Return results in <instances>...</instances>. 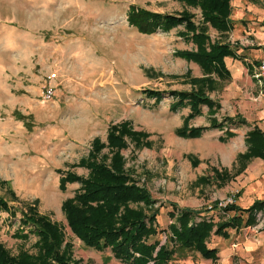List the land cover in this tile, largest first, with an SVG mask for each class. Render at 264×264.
Wrapping results in <instances>:
<instances>
[{
    "label": "rangeland",
    "instance_id": "374dc122",
    "mask_svg": "<svg viewBox=\"0 0 264 264\" xmlns=\"http://www.w3.org/2000/svg\"><path fill=\"white\" fill-rule=\"evenodd\" d=\"M255 2L231 1L232 29L220 33L202 21L199 8L179 0H0V198L14 211L9 216V210H0V244L13 256L20 251L37 253L36 236L28 228L21 231L19 224V212L33 206L60 229L59 250H68L69 264H118L108 250L87 248L71 234L61 205L73 198L80 184L58 186L62 173L86 178L88 161L110 168L115 154L126 182L144 189L154 202L148 214L157 212L155 222L161 232L155 239L160 244L165 240L162 232L167 234L172 222L167 214L179 211L174 203L187 207L182 209H207L200 217L217 221L220 215L208 210L215 201L229 198L245 209L253 200H264L261 177L253 180L252 191L246 189L247 178L240 172L222 185L212 179V170L234 172L233 165L227 168L219 162L224 149L210 146L219 133L205 132L208 129L200 138L175 135L189 109L170 111L173 99L165 93L200 90L219 104L212 118L223 126V118L239 115L244 89L233 90L231 80L218 83L214 76L209 83L198 82L204 77L201 68L176 52H195L189 36L203 27L209 43L242 48L239 54L257 70L259 64L253 62L264 59V0ZM128 6L175 17L186 13L195 31L188 33L178 25L166 33L140 34L125 20ZM54 46L64 54L56 56ZM57 64L64 71L58 76L55 67L47 68ZM231 72L235 74L232 67ZM256 79L260 80L252 76ZM38 87L41 94L36 96ZM47 88L52 96L43 103L41 95ZM143 90L163 94L154 102L144 97ZM55 92H64L68 99ZM32 99L34 104L40 101L39 110L31 111ZM47 112L53 114L49 121L43 119ZM209 118L202 106L187 128L207 126ZM111 127L121 147L109 145ZM60 128L63 133L56 136ZM95 140L98 149L92 147ZM91 152L93 158L88 157ZM199 178L206 180L198 182ZM128 207L144 209L141 203ZM255 220L252 227L228 230L226 239L210 236L206 246L217 251L214 260L176 248L167 264H264V211ZM20 231L24 239L17 236Z\"/></svg>",
    "mask_w": 264,
    "mask_h": 264
},
{
    "label": "trees",
    "instance_id": "16d2710c",
    "mask_svg": "<svg viewBox=\"0 0 264 264\" xmlns=\"http://www.w3.org/2000/svg\"><path fill=\"white\" fill-rule=\"evenodd\" d=\"M179 1L199 8L202 21L208 23L217 32L231 31L232 22L229 16L230 2L233 0ZM247 1L256 3V0ZM125 20L129 26L143 35L154 34L157 31L166 33L178 25H183L188 33L195 31L186 13L175 17L128 6ZM203 30L204 28L200 27L198 33L189 36L196 46L195 52H176V55L198 64L204 75L198 82L209 83L211 76L218 78L219 81H226L229 75L223 59L239 60L240 57L235 54L232 47L226 44L209 43ZM141 93L144 97L153 99L154 102H158L163 94L151 90H143ZM165 93L173 99L168 106L170 111L174 112L183 107L189 109V113L183 119L182 127L175 131V135L182 138H199L205 130L223 128L221 122L217 123L212 118L214 112L219 109V104L205 97L200 90L189 93L179 91ZM202 106L206 107V114L211 117L208 125L187 128L188 121L200 115ZM222 122L228 127L244 124V120L239 116L225 117ZM112 131L111 127L107 134L109 145L115 148L121 147L120 138L113 135ZM222 133L223 136L218 137L221 143L233 136L228 128L222 129ZM244 143L245 152L236 156L239 168L235 169L233 174L212 170V179L218 181L219 185L228 182L231 176L237 175L245 161L256 157L264 160V138L257 129L253 128L246 134ZM92 147L99 148L97 140L93 142ZM93 156L91 152L88 157L93 158ZM117 158L116 154L113 155L110 168L102 163L86 162L89 172L84 179L70 173H62L58 179V186L61 189L66 182L80 184L73 198L65 200L61 205L66 226L71 234L87 248L96 251L108 250L118 264H167L172 259L176 248L191 250L204 259L214 260L217 251L206 246L210 236L226 239L228 230L237 231L241 227H252L256 223L257 213L264 211V200L254 201L245 209L233 203L219 208L218 201H215L208 210L212 209L217 212L216 215H220L217 221H213L211 216L200 217L199 214L207 209H180L177 212L172 210L167 214L172 222L167 225V234L162 232L165 240L160 244V241L155 239L161 232L157 230L155 222L157 212L154 210L148 214L150 205L154 202L144 189L126 182L128 179L119 172ZM193 164L195 165L196 161ZM205 180V178H199L198 182H205ZM7 195L14 198L12 191L8 189ZM139 203L144 206V209L128 207V204L137 206ZM33 208V206H27L19 212V224L21 231L23 228H28L30 233L36 236L34 248L37 249V253L31 255L20 251L13 256L0 244V264H69L71 257L68 250H59L62 240L60 229L46 217L38 215ZM0 210L4 212L9 210L8 215H14V211L7 207V202L2 198H0ZM229 213L231 216L227 215ZM194 218L197 219L195 223ZM21 231L17 236L24 239L25 235Z\"/></svg>",
    "mask_w": 264,
    "mask_h": 264
},
{
    "label": "crops",
    "instance_id": "0c3cea01",
    "mask_svg": "<svg viewBox=\"0 0 264 264\" xmlns=\"http://www.w3.org/2000/svg\"><path fill=\"white\" fill-rule=\"evenodd\" d=\"M233 49L235 51V54L238 55L240 57V59L236 60V59L224 58L223 61H224L225 69L227 70L228 75H229L228 79L226 81L228 82V80H231V82H232L231 88L233 90H237V89L243 90L244 89L243 93L240 95V98H239V109L240 110H239V115H237V116H239V118L244 120V124L237 125V126H231V127H228L227 124H226V126H223L222 129L228 128L229 131L233 133V136L230 139H228L227 141H225L224 143H221L218 141V137L223 136L222 129H219V130H210L209 129L208 131H205V132L217 131L219 133V135L218 134L215 135L214 139L210 140V141L214 142V144H210V146H212L214 148H218V147L223 148L226 153L223 154L222 157L219 156V158H220L219 162H223L224 166L227 168L228 167L231 168V165H233V170H235V169H237L236 166H238L236 159H235L236 156L238 154H243L245 152V149H246V146L244 143V139L246 137V134L248 132H250L253 128H255L262 134V136L264 138V80L263 81L261 79L260 80L256 79V81L252 80V76L255 78V75L257 73L256 68L253 66V64H251V63L248 64L247 62H245L246 59L241 54H239L240 52L243 51L242 48L238 47V48H233ZM53 51L55 52L56 56L58 55V53L64 54L63 50L60 49L59 47H56V46H54ZM62 56H64V55H62ZM63 58H65V56ZM55 59H58V57H56ZM253 63H255L257 65L259 64L258 62H253ZM53 67H55L54 70H56L57 76L60 75L61 73H64V71L60 69L59 64H57L56 66L55 65L54 66H47L48 69L53 68ZM231 67L235 71L234 75H233V72H231ZM217 82L222 83L224 81L221 82L218 80ZM3 91H5V90H3ZM7 93L11 94L10 88L7 89ZM33 93H34V95L39 96V94H41L40 88L39 87L35 88ZM54 94L65 95L62 97V99H64V100L68 99L67 95L64 92H61L60 94H57L55 92ZM54 98H55L54 100L56 101V100H58L59 97L54 96ZM72 99H73V97H72ZM28 102L31 103V105H30L31 111L32 110L33 111L39 110L38 105H41L40 101L36 100L35 104H34V100L32 99ZM43 103H46V102H43ZM41 110H44V109H41ZM32 115H34V114H32ZM52 115L53 114H49L47 112V118H45L46 117L45 116L43 119L44 120L47 119L49 121L51 119ZM233 117H234V115L232 113H231V116H228V118H233ZM43 119H42V121H43ZM217 121H219V120H217ZM241 129H243V131H241V134H237L238 130H241ZM59 130L60 131L54 132L56 136L63 133V130H61V128ZM72 140H74V139H72ZM240 174L242 177L247 178L245 180V181H247L246 189L249 191H252V189H253L252 182H254L253 180L259 181L260 177H261L264 181V160L259 158V157H256V158H251V159L245 161L243 163V167L240 171ZM254 192L255 191L253 190V193L251 195H253ZM254 201H257V200H253V202ZM258 201H262V200H258ZM174 205L179 210L182 208H187V207H179L175 203H174ZM194 210H196V209H194Z\"/></svg>",
    "mask_w": 264,
    "mask_h": 264
},
{
    "label": "built area",
    "instance_id": "2783aa9c",
    "mask_svg": "<svg viewBox=\"0 0 264 264\" xmlns=\"http://www.w3.org/2000/svg\"><path fill=\"white\" fill-rule=\"evenodd\" d=\"M258 78V79H261V80H264V59L263 60H260V62H259V65L257 66V73H256V75H255V78ZM51 96H52V91L50 90V89H46L43 93H42V95H41V100L43 101V102H45V101H48V100H50V98H51ZM232 202H231V200L228 198V199H226L224 202H219L218 201V203H217V207H224L225 205H227V204H231Z\"/></svg>",
    "mask_w": 264,
    "mask_h": 264
}]
</instances>
